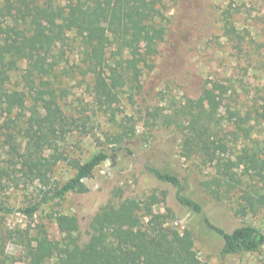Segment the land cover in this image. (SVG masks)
Here are the masks:
<instances>
[{
	"label": "rangeland",
	"instance_id": "obj_1",
	"mask_svg": "<svg viewBox=\"0 0 264 264\" xmlns=\"http://www.w3.org/2000/svg\"><path fill=\"white\" fill-rule=\"evenodd\" d=\"M45 1L66 5L70 0ZM156 8L154 21L156 27L163 28L162 38L150 54L140 42L143 56L137 65L141 74L138 80L126 74L119 100L111 108L97 105L92 76L82 73L80 38L69 33L66 42L54 48L55 75L50 81L68 124L44 146L42 156L52 159L62 154L68 159L52 165L49 185L61 184L75 173L70 159L83 162L98 149L109 156L83 180L87 191L68 192L42 205L32 217L0 213V264H30L25 245L39 226L50 238L60 239L56 213L76 217L79 234L86 241L89 221L101 206L116 205L126 198L145 200L151 194L163 197L152 208L162 215L164 229L191 230L200 264H264V246L254 252L220 256L222 238L204 224L201 214L178 202L177 187L158 180L147 169L150 165L177 173L182 192L200 202L203 215L226 231L243 223L264 229V206L239 216L235 214L238 193L216 200L204 189L201 182L210 178L215 168L201 164L196 157L181 156V135L166 120L188 99L198 98L204 87H215L225 131L239 135L232 147L237 150L245 143L255 144L263 157L264 0H159ZM107 57L108 63L115 65L131 56L113 44L107 48ZM13 63L7 87L27 91L21 78L25 62ZM32 102L28 96L27 106L20 112L0 116V203L8 207L25 206L46 188L36 177L19 171V164H12L15 158L3 134L7 130L14 133L16 141L24 145L20 128L32 113ZM238 125L249 128L247 136Z\"/></svg>",
	"mask_w": 264,
	"mask_h": 264
},
{
	"label": "trees",
	"instance_id": "obj_2",
	"mask_svg": "<svg viewBox=\"0 0 264 264\" xmlns=\"http://www.w3.org/2000/svg\"><path fill=\"white\" fill-rule=\"evenodd\" d=\"M158 1L70 0L66 5L45 0L0 1V116L4 112H20L27 106L28 96L33 100L29 105L32 113L20 128L24 145L16 141L14 133L7 130L3 134L11 157L15 158L12 164H19V171L36 177L46 187L40 189L37 200L25 206L0 203V213L32 217L42 205L68 192L88 190L83 180L108 158L104 149H98L83 162L70 159L75 173L61 184L49 185L52 165L68 159L62 154L52 159L42 156L44 146L68 124L57 101L58 93L51 86L50 76L55 75L56 63L53 50L66 42L69 33L79 37L82 73L92 76L94 100L99 107L111 108L119 100V88L125 84L126 76L138 80L141 74L137 65L143 56L140 42H144L145 53L150 54L162 38L163 28L156 27L154 21ZM113 44L131 56L123 64L108 63L107 48ZM20 60L25 62L21 78L27 91L7 87L10 71L15 67L13 62ZM219 102L215 87H204L198 98L188 99L166 120L181 135V156L196 157L201 164L215 168L214 174L201 182L204 189L216 200L238 193L235 214L244 216L264 206V155L255 144L245 143L237 150L232 147L239 135L225 131L218 113ZM260 115L264 119V112ZM10 122L15 123L13 119ZM4 125L11 127L7 122ZM238 128L246 136L250 131L241 125ZM147 169L158 180L177 187L178 202L201 214L204 224L222 238L220 256L254 252L264 246V229L243 223L226 231L203 215L200 202L182 192L184 186L177 173L150 165ZM161 201L163 197L151 194L145 200L126 198L116 205L101 206L89 221L86 241L79 234L76 217L56 213L54 219L61 238H50L39 226L25 245L26 257L30 264H200L190 229L179 232L163 228L162 215L152 208Z\"/></svg>",
	"mask_w": 264,
	"mask_h": 264
}]
</instances>
